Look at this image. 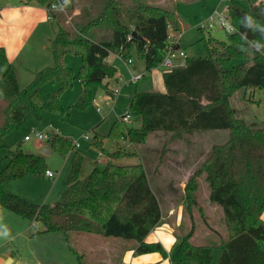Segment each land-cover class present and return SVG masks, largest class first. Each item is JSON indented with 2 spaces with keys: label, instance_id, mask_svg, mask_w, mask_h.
<instances>
[{
  "label": "trees",
  "instance_id": "16d2710c",
  "mask_svg": "<svg viewBox=\"0 0 264 264\" xmlns=\"http://www.w3.org/2000/svg\"><path fill=\"white\" fill-rule=\"evenodd\" d=\"M52 1L37 0L44 6ZM227 14L235 27L228 32V41L209 38L205 43L206 56L186 57L183 65L163 72L164 92L151 90L132 95L123 115L139 117L141 125L127 127L122 120L114 122L108 133L118 143L113 153L106 152L102 136L93 129L94 144L112 159L129 154L122 149L121 138L144 144L153 132L183 138L198 131L228 130V140L214 145L188 179L183 203L192 224L186 234L177 236L170 252L161 242H146V237L162 222V209L141 163L116 165L111 160L103 169L97 166L88 178L82 179L84 157L75 152L62 201L53 206L39 205L3 189L7 182L27 174L43 176L48 170L44 155L25 152L19 146L8 151V163L0 168V208L42 223L44 232L64 234L78 264H84V254L72 247L73 234L131 241L135 255L159 252L169 257L171 264H264V127H255L237 117L230 104L231 96L240 88L264 89V31L251 19L253 15L264 23V0L248 4L230 0ZM105 23L111 25V39L93 40L88 36L91 27ZM68 27L60 21L51 41L54 65L36 72L25 87L20 86L15 67L0 45V147L7 132L30 118H40L43 110L66 113L62 96L77 79L83 88L74 107L85 109L92 102L93 85L116 73V67L108 61L111 53L126 60V53L135 47L149 74L167 54L170 28L182 31L174 9L141 0H133L132 5L108 0L102 13L82 28L74 31ZM68 54L82 56L78 72L68 65ZM233 58L242 62L225 69L222 60ZM49 82L59 84L53 93L45 90ZM108 93L112 94V90L108 89ZM203 96L211 101L201 102ZM50 142L53 150L62 155L74 148L69 138L60 135ZM201 176L209 189V201L222 210L227 230L221 239L218 233L219 242L208 245L192 243L194 214L202 219L206 216L198 197ZM214 249L221 251L216 262Z\"/></svg>",
  "mask_w": 264,
  "mask_h": 264
},
{
  "label": "rangeland",
  "instance_id": "374dc122",
  "mask_svg": "<svg viewBox=\"0 0 264 264\" xmlns=\"http://www.w3.org/2000/svg\"><path fill=\"white\" fill-rule=\"evenodd\" d=\"M20 0H0V8L17 3ZM36 2L37 0H31ZM57 0H55L56 2ZM68 4L66 12L55 11L60 16V21L76 31L98 17L108 0H59ZM127 5H132L133 0H119ZM144 3L160 5L174 9L182 24V31L175 32L170 28V42H174V36L180 35V48L187 57H203L207 51L205 43L209 38L217 41H228V31L220 22L219 13L227 16V8L230 0H141ZM256 0H244L245 3ZM47 7V6H46ZM216 16L211 19L215 11ZM72 16V18H71ZM71 19V20H70ZM251 19L264 31V23L251 15ZM70 20V21H68ZM210 24H213L211 27ZM68 27V28H69ZM57 25L51 18L39 22L36 28L30 27L29 33L23 36L27 40L21 49V53L14 63L16 72L21 75L20 85L25 87L33 78L34 73L43 65L53 66L55 63L51 49V39L56 34ZM88 36L93 40H109L112 38V28L109 23L93 26L88 30ZM127 61L118 53H112L109 57L110 63L116 67V73L106 78L102 83L94 84L92 87V102L85 109H77L74 103L82 92L83 85L76 80L71 88H68L63 96L62 102L66 113H54L43 110L40 118H30L19 128L12 129L2 138L0 147V168L8 163V151L21 147L25 152L39 154L40 149L36 144L42 142L35 138L38 132H47L58 129L59 134L69 138L73 143L79 142V147H74L66 155L53 150L47 156L46 167L55 174L51 179L46 174L36 176L27 174L21 178L12 180L3 185L4 190L10 194H16L30 202L39 205H51L62 201L66 189L67 180L71 169L70 154L78 152L85 157L83 162L81 178H88L95 167L103 169L107 164L108 154L101 153L94 144V131L103 138V145L107 153H113L118 143L108 137L110 128L114 122L121 120L126 109L129 107L130 99L135 92H146L151 90L160 91V77L162 66L154 68L152 74L147 75L146 64L138 55L135 47L126 53ZM25 58V61H24ZM68 65L78 72L83 64L80 55L68 54L66 56ZM186 57H178L176 65H183ZM242 62L239 58L222 60L225 69ZM40 70V69H39ZM144 74L145 77L133 81V77ZM59 88L57 83H47L45 90L53 93ZM113 90L114 95L108 93ZM230 104L237 117L244 119L255 127H264V89L240 88L231 96ZM100 108L101 110H99ZM139 119L131 115L129 121L124 122L127 127H139ZM94 129V131H93ZM31 136L30 141H25V136ZM89 139H85V136ZM228 130H205L198 131L183 138H173L171 133L153 132L144 144L126 146L121 138L122 149L128 151V155L113 158L116 165L143 164L147 167L150 184L156 195L162 196L161 200L165 207L172 202L184 201L181 188L177 179L186 178L200 166L216 144H222L228 140ZM188 141V142H187ZM44 143H48L44 141ZM189 147V149H188ZM100 154H105L101 156ZM99 161V164H96ZM163 169L154 171L159 165ZM97 165V166H96ZM191 168V169H187ZM146 169V168H145ZM188 170V171H187ZM163 174L166 178L175 179L171 187L159 186L157 174ZM147 173V172H146ZM153 173V174H152ZM201 185L198 192L200 204L205 208V218H200L198 213L194 214V234L192 243L195 245H208L219 242L227 234L222 210L209 201V189L204 176L199 178ZM172 198V199H171ZM170 199V200H169ZM18 222L11 223V219L3 218L0 222V243L11 249L16 257L14 264H78L74 251L68 245L66 237L61 232H44L42 223L32 222L26 218L18 217L11 211ZM264 218V217H263ZM192 224L189 215L183 214L182 233L186 234ZM213 228V229H212ZM12 229V230H10ZM20 234L15 237L13 230ZM157 227L154 229L156 230ZM153 230V231H154ZM177 235L179 231L176 232ZM223 240V239H222ZM131 241L113 236H101L97 234H73L71 237L72 247L79 253L84 254V264H122L121 256ZM6 249V248H4ZM221 254L219 249L213 250L214 262ZM123 264H129L123 261Z\"/></svg>",
  "mask_w": 264,
  "mask_h": 264
},
{
  "label": "crops",
  "instance_id": "0c3cea01",
  "mask_svg": "<svg viewBox=\"0 0 264 264\" xmlns=\"http://www.w3.org/2000/svg\"><path fill=\"white\" fill-rule=\"evenodd\" d=\"M47 18H49V11H48L47 7L39 4L37 1L33 2L31 0H20L17 3H13V4L8 5V6H5V5H3V7L1 6V8H0V45H2L6 49L9 61L13 65H14L15 61L17 60V58L19 57V55L21 53V49L23 48L24 44L27 42V40L25 39L23 34L25 32L29 33L28 30L30 27L36 28V26L39 22H42L43 20H45ZM52 20L54 22H56V25H57L56 33H57L59 30L60 19H59V17H57V18H52ZM178 47H180V43H179ZM110 55H109V57H110ZM109 57H108V61H109ZM24 61H25V58H24ZM45 66L46 65H43L39 69L41 70ZM39 69H38V71H39ZM153 71H154V69L149 74H152ZM36 72L34 73V75L36 74ZM149 74H147V75H149ZM17 77H18L19 84H20L21 75L19 72H17ZM157 80H159L161 83L160 91L164 92L165 91V85H164V81H163V69L161 71L160 77L158 78V76H157ZM200 100H201V102H204V103H208L211 101L210 97H208V96H203V97H201ZM134 121H140V120L135 119ZM140 123H141V121H140ZM47 142L49 143L50 141H47ZM48 143L45 144L44 141H42V142L36 144L37 148L40 149L39 154L44 155L46 160H47V156L53 152V148L49 154H44L42 152V149L45 148V146ZM188 149H189V147H188ZM74 153L75 152L73 151L70 154V160H71ZM100 155L103 156L105 154H100ZM111 160H112V158L108 156L107 163ZM84 161H85V157H84ZM70 163H71V161H70ZM96 164H99V161H97ZM163 167L164 166L162 164L159 165V167L154 169L153 173L156 170L157 171L162 170ZM145 168H146L148 180L150 182L149 175H148V169L146 166H145ZM187 169L189 170L191 168H187ZM162 171H164V170H162ZM157 175L160 176V178L158 177L159 186L171 187L174 185L173 181H175L176 178L175 179L166 178L165 175L163 174V172H162V174H157ZM189 177H190V175H188L186 178L184 177L183 179H177V182L181 188V193L183 196H184V188L188 182ZM151 187H152V185H151ZM7 193H9V192H7ZM157 197H158L159 202L161 204L162 222L160 223V225L157 227L156 230L152 231L146 237V242H149V243L161 242L163 244L164 248L167 250V252H170L172 246L177 241V236L181 235V233H182V229L180 227H181V225H183V214L185 213L184 203H183V200L181 202H177V203H176V201L175 202L171 201L170 205L165 207L164 203L161 200L162 196H159L157 194ZM4 217L5 218L8 217V219H11V221H10L11 223L18 222L17 218H15V216H13V214H8L7 212H5V209L0 208V222L3 220ZM263 217H264V213H263ZM0 228L2 229V227H0ZM10 230H12V229H10ZM177 231H179L178 235L176 233ZM13 232H14L15 237H17L20 234V232L17 231L16 229H14ZM173 237L175 238L174 243L172 241ZM129 245H131V246L129 248H127L125 250V252L122 253V256H121L122 264H123V261H126L129 264H171L169 257H164L159 252H151V253L135 255L134 249H133V247H134L133 242L129 243ZM4 248H6V249H4ZM15 260H16V257L13 254V252H11V249H9L7 246L0 243V264H14V262H16Z\"/></svg>",
  "mask_w": 264,
  "mask_h": 264
},
{
  "label": "built area",
  "instance_id": "2783aa9c",
  "mask_svg": "<svg viewBox=\"0 0 264 264\" xmlns=\"http://www.w3.org/2000/svg\"><path fill=\"white\" fill-rule=\"evenodd\" d=\"M67 8H68V4L67 3H63V2H60L59 0H57L55 2V0L52 1V3L47 6V9L49 11V18H54V13L55 11H63V12H66L67 11ZM216 13L218 14L219 12L216 10L214 15L211 16V19H214V16H216ZM219 16H220V22L222 24V26L228 31V32H231L235 29L233 23L231 22L230 18L228 17V14L227 16H224L222 14L219 13ZM72 18V16H71ZM71 20V19H70ZM68 20V21H70ZM210 26L212 27L213 24H210ZM174 42H170V46L168 47V51H167V54L164 58V60L162 61V63L160 64V66H162L164 69H163V72L165 71H169L171 69H173L176 65L175 63V60L178 58V57H187L186 53L182 50H179L177 51L180 47H174V44H177L179 43L180 41V35L178 37L174 36ZM129 60V59H128ZM127 61V59L125 60ZM145 75L144 74H141V75H137L135 77H133V81H136L138 79H142ZM114 91L112 90V95H114ZM99 110H101L100 108H98ZM131 118V115L129 114H126V115H123V118L121 119L123 122H126V121H129V119ZM56 135H60L59 134V130L58 129H53V130H49L47 132H38L35 134V138L37 140H40V141H51L53 137H55ZM31 136L29 135H26L25 136V140L26 141H29L31 140ZM85 139H89V136H85ZM124 144L126 146L130 145L131 143L124 140ZM74 147H79L80 146V143L77 141L75 143H73ZM46 175L51 178V179H54L55 178V174L51 171V170H47L46 171Z\"/></svg>",
  "mask_w": 264,
  "mask_h": 264
},
{
  "label": "water",
  "instance_id": "95a60500",
  "mask_svg": "<svg viewBox=\"0 0 264 264\" xmlns=\"http://www.w3.org/2000/svg\"><path fill=\"white\" fill-rule=\"evenodd\" d=\"M51 150H52V143L49 142V143L45 146V148L42 149V152H43L44 154H49V153L51 152ZM53 205H55V204H51V206H53Z\"/></svg>",
  "mask_w": 264,
  "mask_h": 264
},
{
  "label": "clouds",
  "instance_id": "9594fccd",
  "mask_svg": "<svg viewBox=\"0 0 264 264\" xmlns=\"http://www.w3.org/2000/svg\"><path fill=\"white\" fill-rule=\"evenodd\" d=\"M172 241H173V243L175 242V238L174 237L172 238Z\"/></svg>",
  "mask_w": 264,
  "mask_h": 264
}]
</instances>
